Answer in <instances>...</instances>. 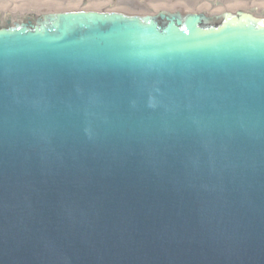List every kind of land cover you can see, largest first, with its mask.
Instances as JSON below:
<instances>
[{"label": "water", "instance_id": "1", "mask_svg": "<svg viewBox=\"0 0 264 264\" xmlns=\"http://www.w3.org/2000/svg\"><path fill=\"white\" fill-rule=\"evenodd\" d=\"M0 264H264V0L1 1Z\"/></svg>", "mask_w": 264, "mask_h": 264}, {"label": "bare ground", "instance_id": "2", "mask_svg": "<svg viewBox=\"0 0 264 264\" xmlns=\"http://www.w3.org/2000/svg\"><path fill=\"white\" fill-rule=\"evenodd\" d=\"M2 0H0V2H1ZM4 1V0H3Z\"/></svg>", "mask_w": 264, "mask_h": 264}, {"label": "rangeland", "instance_id": "3", "mask_svg": "<svg viewBox=\"0 0 264 264\" xmlns=\"http://www.w3.org/2000/svg\"><path fill=\"white\" fill-rule=\"evenodd\" d=\"M3 1V0H2ZM5 1H7V0H5Z\"/></svg>", "mask_w": 264, "mask_h": 264}]
</instances>
